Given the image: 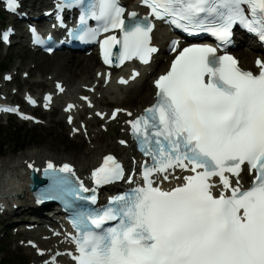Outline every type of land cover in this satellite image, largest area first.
Here are the masks:
<instances>
[{
  "label": "bare ground",
  "instance_id": "bare-ground-1",
  "mask_svg": "<svg viewBox=\"0 0 264 264\" xmlns=\"http://www.w3.org/2000/svg\"><path fill=\"white\" fill-rule=\"evenodd\" d=\"M164 33L162 30H159L155 33V42L162 43V38ZM168 38V36L166 37ZM248 50H239L237 55L241 59V65L249 69L251 68L252 60L255 56H260L259 49L252 45L248 46ZM41 58H44V61H40ZM51 60V61H50ZM158 64H160L161 69L156 71V73H161L165 70V66L162 65V57L160 56L158 59ZM37 68L38 70H45L50 68L51 74H54L55 79L63 80L71 90L77 88L79 84H86L90 82L93 78V70L97 65V59L93 56L84 57L82 55H73V54H60L53 56L52 59L47 57H40L37 59ZM77 80H79L77 82ZM47 79L45 80L46 84ZM154 91L151 89L149 82L145 79H142L137 82L131 88H119V92L116 93H108L106 97H111L109 102H114V104H131V107H128L131 111L138 110L141 111L145 105H142L146 101H149V105L152 102V95ZM107 102H104L103 105H106ZM124 138L122 135L117 136L115 139H112L108 142L102 143L101 140L95 141L93 150H86L83 152L82 156L75 157L71 153L68 155H64L62 152L60 153H52L45 152L41 149H30L23 153L21 157L14 159V165H20L21 162L25 159L32 160L38 159L39 162L42 159L48 158L51 160H55L56 162L70 160L74 163L80 172L87 171L90 167L95 166L99 162V158L106 153H116L119 155L128 154L127 150L119 148L116 144V139ZM4 167V166H2ZM17 177L20 181L25 182V177L23 175L17 174ZM20 194V191L17 192ZM22 202L26 201V197H29V192H23Z\"/></svg>",
  "mask_w": 264,
  "mask_h": 264
},
{
  "label": "rangeland",
  "instance_id": "rangeland-1",
  "mask_svg": "<svg viewBox=\"0 0 264 264\" xmlns=\"http://www.w3.org/2000/svg\"><path fill=\"white\" fill-rule=\"evenodd\" d=\"M10 55L14 58H16L17 56L22 57V51L20 49L15 50L13 49L10 52ZM3 57L2 55L0 56V61L2 60ZM43 57V56H40ZM36 59V57H34ZM44 59V58H42ZM51 61V60H50ZM30 60H28L25 65H29ZM12 65V64H11ZM39 70L36 69L35 72H38ZM50 68H47L45 70H40V73L42 75L47 74L48 72L50 73ZM147 103H149V101H146L145 103H143L142 105H146ZM121 106H127V107H131V104H121ZM15 127V128H13ZM15 129H18L17 126H12V127H7L4 128L3 131V139L8 140V138L10 137V134L15 131ZM25 131H27L30 135L35 136V143L34 144H30L29 146H27L26 149L20 151V152H15L12 153V155H8V152L11 150V146L8 147L5 151L6 157L5 158H9V157H16L20 154H23V152L30 150V149H41L44 150L45 152H52V153H60L62 152L65 155L68 154H72L74 156H82L83 152L86 151L87 147L81 142L80 143H72L71 141H69L66 137V133L64 131V128L60 125V124H56L55 126L48 128V129H44V128H36L33 129L31 131L27 130V128L25 127ZM103 140H107L102 138ZM12 258V262L13 264H21V263H15L20 259L19 255H13V254H8L7 258Z\"/></svg>",
  "mask_w": 264,
  "mask_h": 264
}]
</instances>
